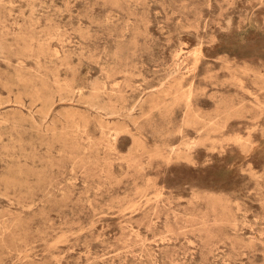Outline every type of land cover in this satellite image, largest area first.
Instances as JSON below:
<instances>
[{
	"label": "rangeland",
	"instance_id": "obj_1",
	"mask_svg": "<svg viewBox=\"0 0 264 264\" xmlns=\"http://www.w3.org/2000/svg\"><path fill=\"white\" fill-rule=\"evenodd\" d=\"M0 264H264V0H0Z\"/></svg>",
	"mask_w": 264,
	"mask_h": 264
},
{
	"label": "bare ground",
	"instance_id": "obj_2",
	"mask_svg": "<svg viewBox=\"0 0 264 264\" xmlns=\"http://www.w3.org/2000/svg\"><path fill=\"white\" fill-rule=\"evenodd\" d=\"M201 53V52H200ZM197 56V55H196ZM81 90V89H80ZM191 99V98H190ZM188 107V106H187ZM185 113V112H184ZM126 116V115H125ZM169 149V148H168ZM172 150V149H171ZM175 151V150H174Z\"/></svg>",
	"mask_w": 264,
	"mask_h": 264
}]
</instances>
